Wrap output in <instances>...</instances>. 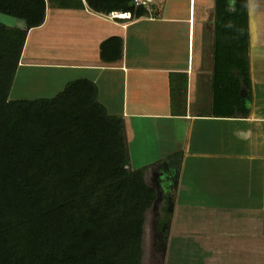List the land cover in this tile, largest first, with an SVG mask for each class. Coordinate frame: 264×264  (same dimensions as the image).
Masks as SVG:
<instances>
[{"label":"trees","instance_id":"16d2710c","mask_svg":"<svg viewBox=\"0 0 264 264\" xmlns=\"http://www.w3.org/2000/svg\"><path fill=\"white\" fill-rule=\"evenodd\" d=\"M216 103L248 117L253 100L248 53L249 0H216ZM85 2V3H84ZM135 0H0V264H142L146 213L158 191L132 170L125 123L98 101V88L74 81L54 99L12 100L10 93L31 29L47 3L102 15L149 14ZM123 41L101 46L107 63Z\"/></svg>","mask_w":264,"mask_h":264},{"label":"crops","instance_id":"0c3cea01","mask_svg":"<svg viewBox=\"0 0 264 264\" xmlns=\"http://www.w3.org/2000/svg\"><path fill=\"white\" fill-rule=\"evenodd\" d=\"M181 1L131 20L86 4L47 3L44 24L28 32L10 96L50 100L88 80L108 114L125 123L132 170L146 177L156 166L187 206L205 195L216 210H264V28L250 25V113L225 117L227 102L216 103V29L202 26L206 15L196 10L210 0H189V10ZM114 37L123 41V56L107 63L101 46Z\"/></svg>","mask_w":264,"mask_h":264},{"label":"rangeland","instance_id":"374dc122","mask_svg":"<svg viewBox=\"0 0 264 264\" xmlns=\"http://www.w3.org/2000/svg\"><path fill=\"white\" fill-rule=\"evenodd\" d=\"M164 2L168 9L172 0H154L148 7L160 9ZM183 2L185 10H189V0ZM249 9L250 35V25L254 32L264 28V0H249ZM196 10L199 15H206L202 26L215 31L217 1L210 0L206 7L198 2ZM0 23L8 28L24 26L22 20L3 14ZM27 88L28 92H35L31 86ZM27 96L30 98L26 99L34 100L36 93ZM10 99L18 100L14 95ZM146 172L145 178L157 189L158 199L146 213L142 264H264V210L250 209V205L243 211L216 210L207 204L205 195H196L198 203L187 206L183 202L186 196L168 187L164 173L157 172L156 166Z\"/></svg>","mask_w":264,"mask_h":264},{"label":"built area","instance_id":"2783aa9c","mask_svg":"<svg viewBox=\"0 0 264 264\" xmlns=\"http://www.w3.org/2000/svg\"><path fill=\"white\" fill-rule=\"evenodd\" d=\"M135 6H137V7H140V6H146V7H148V4H151L152 3V0H135ZM112 15V17L114 18V19H123L122 17H117V15H115V13H113V14H111ZM125 16H128L129 18L131 17V15L130 14H124ZM121 16V15H120ZM125 19H127V18H125Z\"/></svg>","mask_w":264,"mask_h":264},{"label":"bare ground","instance_id":"6f19581e","mask_svg":"<svg viewBox=\"0 0 264 264\" xmlns=\"http://www.w3.org/2000/svg\"><path fill=\"white\" fill-rule=\"evenodd\" d=\"M120 17H122V18H123V16H120Z\"/></svg>","mask_w":264,"mask_h":264}]
</instances>
